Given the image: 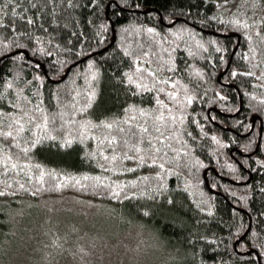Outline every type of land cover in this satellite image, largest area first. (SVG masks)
Segmentation results:
<instances>
[{
  "label": "trees",
  "instance_id": "obj_1",
  "mask_svg": "<svg viewBox=\"0 0 264 264\" xmlns=\"http://www.w3.org/2000/svg\"><path fill=\"white\" fill-rule=\"evenodd\" d=\"M65 194L164 264H264V0H0V264Z\"/></svg>",
  "mask_w": 264,
  "mask_h": 264
},
{
  "label": "rangeland",
  "instance_id": "obj_2",
  "mask_svg": "<svg viewBox=\"0 0 264 264\" xmlns=\"http://www.w3.org/2000/svg\"><path fill=\"white\" fill-rule=\"evenodd\" d=\"M33 203H18L9 264H164L173 256L154 230L106 204L73 194Z\"/></svg>",
  "mask_w": 264,
  "mask_h": 264
},
{
  "label": "snow or ice",
  "instance_id": "obj_3",
  "mask_svg": "<svg viewBox=\"0 0 264 264\" xmlns=\"http://www.w3.org/2000/svg\"><path fill=\"white\" fill-rule=\"evenodd\" d=\"M237 23H239V21H237ZM89 63H91V61H90ZM233 75H235V70L233 71ZM133 82H135V81H133ZM161 91H163V89H161ZM170 95H174V93H171ZM188 99L191 100V97H188ZM157 103H158V104H162L163 101L157 100ZM130 107H131V106H130ZM139 111H140L142 114L147 115V113H145V111H144L143 108L139 109ZM158 118H159V119H163V116L161 115V116L158 117ZM46 120H47V117H45V121H46ZM45 126H46V125H45ZM111 126H112L111 124H108V127H111ZM138 127H141L143 131H147V129H146V128H143V126H141V125H138ZM8 135H11V133H8ZM113 139H115V137H113ZM160 139L163 140L164 137H163V136H160ZM152 163L155 164V163H157V161H156L155 159H153V160H152ZM160 167H161V168H164V164L161 163V164H160ZM43 175H44V174L41 173V178L43 177ZM157 175H160V174L157 173Z\"/></svg>",
  "mask_w": 264,
  "mask_h": 264
}]
</instances>
